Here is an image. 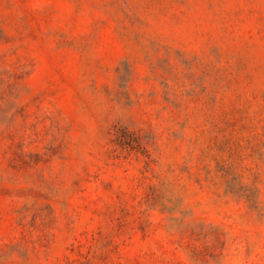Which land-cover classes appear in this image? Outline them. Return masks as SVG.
Masks as SVG:
<instances>
[{
	"label": "rangeland",
	"instance_id": "rangeland-1",
	"mask_svg": "<svg viewBox=\"0 0 264 264\" xmlns=\"http://www.w3.org/2000/svg\"><path fill=\"white\" fill-rule=\"evenodd\" d=\"M0 264H264V0H0Z\"/></svg>",
	"mask_w": 264,
	"mask_h": 264
}]
</instances>
